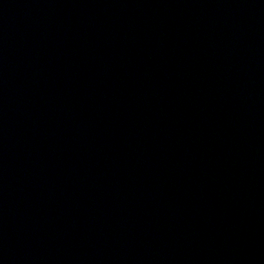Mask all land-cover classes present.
Instances as JSON below:
<instances>
[{"label":"water","instance_id":"1","mask_svg":"<svg viewBox=\"0 0 264 264\" xmlns=\"http://www.w3.org/2000/svg\"><path fill=\"white\" fill-rule=\"evenodd\" d=\"M0 264H264V0H0Z\"/></svg>","mask_w":264,"mask_h":264}]
</instances>
